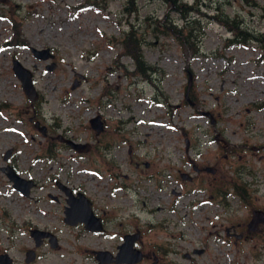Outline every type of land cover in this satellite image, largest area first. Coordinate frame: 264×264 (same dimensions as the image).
<instances>
[{
    "label": "rangeland",
    "instance_id": "obj_1",
    "mask_svg": "<svg viewBox=\"0 0 264 264\" xmlns=\"http://www.w3.org/2000/svg\"><path fill=\"white\" fill-rule=\"evenodd\" d=\"M180 2L183 14L164 0H0V167L7 154L39 183L27 200L0 171V251L17 264L30 241L24 224L47 219L41 185L59 166L61 178L83 184L98 208L113 210V223L121 220L110 232L140 231L147 245L176 246L180 254L166 256L172 264H264L260 240L235 242L226 231L264 207V0ZM182 28L188 46L179 42ZM131 31L144 74L123 54ZM31 48H49L53 58ZM13 58L32 72L38 100L25 96ZM33 110L53 141L63 135L91 149L58 148L47 161ZM97 117L99 131L89 123ZM235 187L249 190V205Z\"/></svg>",
    "mask_w": 264,
    "mask_h": 264
},
{
    "label": "flooded vegetation",
    "instance_id": "obj_2",
    "mask_svg": "<svg viewBox=\"0 0 264 264\" xmlns=\"http://www.w3.org/2000/svg\"><path fill=\"white\" fill-rule=\"evenodd\" d=\"M34 101L35 100L32 102ZM33 112L34 115L30 116L29 121H33L34 127L46 137L47 141L44 147V157L47 161L54 162V159L57 157L56 150L58 148L73 150L78 153L86 152L91 149L89 143H81L75 141L72 137L68 138L63 135H58L57 139L59 142L53 141L52 135L48 134L50 130L48 131V128L41 124L36 111L33 110ZM92 119L89 121L91 127H93L91 124ZM97 122L98 125L101 126V130L103 127L101 125L102 123H99V119H97ZM42 127H44V131L41 130ZM96 130L99 131L98 129ZM59 136L80 143L85 146V148L79 151L75 150L68 143L60 139ZM4 158L6 159L5 166H11L21 177L33 180V186L29 188L28 194H24L14 188L13 182L9 180L6 171L3 169L5 166L0 167V171L4 172L11 182L12 188L25 199L32 200L34 198L32 190L35 186H38L39 183L33 178L24 176V173L16 166L15 161H12L11 157V159H8L7 154ZM146 166H148V164H146ZM49 167L52 169L54 168L52 164H49ZM61 170L62 168L59 166L57 172L47 175L46 179L43 180V185H41V187L48 188L47 191H43L45 193L41 196L42 204L49 210L45 213L47 219L42 222L30 221L24 224L28 226L26 227V234L30 241L27 247L19 251L20 253H24V259L21 264H48L47 262H51L55 259L58 261H54L52 264H57L60 261L59 259L66 258L67 260L74 261L77 257L81 258L83 264H142L146 258L152 256L154 257L153 264H172L166 256L169 253L175 255L180 254L176 246L172 247L167 243L161 244L157 242L153 245L145 244L140 231L131 232L119 229L117 234L110 232L108 226L111 224L120 226L122 225L121 220L113 223V210L112 213L109 211L107 213L105 209L98 208L95 198L90 195L83 184L75 183V181L68 178V176H65L66 174H63L61 178ZM188 176L189 178L187 179L191 180L192 177L190 175ZM246 191L249 192V190L241 189L240 192H242V195L241 193L240 196L237 195L245 200V204L249 205L247 202L248 193H246ZM169 207L172 208V206ZM254 211H259L258 216L255 217ZM117 219H122V217H117ZM252 219H254V221H252ZM262 219H264V207L253 209L252 217L247 224L239 223L236 229L232 227L231 231H229L230 228L226 229V231L229 236L235 238V242L236 240L246 241L249 239H257L264 244V220ZM92 222L94 223L92 224ZM164 223L165 221H163L161 227ZM91 224L97 226V229L93 230L87 227V225L91 226ZM35 231L41 232V235L35 234ZM115 235L117 236L116 240L114 238ZM130 235L135 236L134 239H132V249L139 252L141 255L138 261L135 257L137 255L131 252L128 244L129 242L126 241L128 239L126 236ZM11 247L15 250V248L17 249V244L13 242ZM192 252L201 255L205 252V249L194 248ZM3 255L8 256L9 259L6 260H8L9 264H17L16 257L13 254L9 255L6 251H0V257ZM183 257L188 258L190 255L188 253H183ZM261 257L263 258L264 255ZM41 260L45 263H39ZM130 260L136 261L129 262ZM262 260L264 261V259Z\"/></svg>",
    "mask_w": 264,
    "mask_h": 264
},
{
    "label": "water",
    "instance_id": "obj_3",
    "mask_svg": "<svg viewBox=\"0 0 264 264\" xmlns=\"http://www.w3.org/2000/svg\"><path fill=\"white\" fill-rule=\"evenodd\" d=\"M31 51H32L33 55L38 59L45 60V59L53 58V54L50 52L49 48H44V49H40V50L35 49V48H31ZM53 67H54V64L51 65L50 69H52ZM12 70H13L14 74L16 75V77L19 79L20 84H21V88H22L25 96L31 101L36 100L38 98V92L34 86L32 72L29 69H27L26 67H24L19 62V60L15 59V58L12 59ZM191 84H192V77H191V74H189V80H188V85H187L186 94H185L186 98H188V92H189V88H190ZM76 85H77V81H75L73 87H75ZM201 113L205 114L207 116H210L209 112H201ZM97 119H98V117L93 118L91 120V124L93 127L100 130L101 126L98 125ZM211 122L214 123L213 118L211 119ZM41 130L44 131V127H42ZM59 138L62 139L63 141H65L66 143H68L75 150L79 151V150H81V149L83 150V148H85V146H83L82 144L76 143L71 139H65V138H62L61 136H59ZM3 169L6 171V174H7V177L9 178V180L13 182L14 188L23 192L24 194H28L29 188L31 186H33V183H34L33 180L21 177L11 166H5V167H3ZM206 170L209 172L215 171V169L213 167H206ZM181 176H182V178H186V179L189 178L188 174H181ZM258 214H259V211H254L255 217L258 216ZM254 219H252V221H254ZM262 220H264V219H262ZM93 223L94 222H92V224ZM92 224H91V226L87 225V227L90 229L96 230L97 226L92 225ZM33 234H34V231H33ZM35 234L41 235V232L35 231ZM44 234H47V233H44ZM51 237H52V235H51ZM134 237L135 236H133V235L126 236V238H128L126 241L129 242L128 244H129V247L131 249V252L134 253V255L135 254L137 255L135 257L137 258L136 260L138 261L141 258V255L139 252L134 251L132 249V239H134ZM6 259H9L7 255L1 256L0 257V264H9L8 260H6ZM136 260H130L129 262H134Z\"/></svg>",
    "mask_w": 264,
    "mask_h": 264
},
{
    "label": "trees",
    "instance_id": "obj_4",
    "mask_svg": "<svg viewBox=\"0 0 264 264\" xmlns=\"http://www.w3.org/2000/svg\"><path fill=\"white\" fill-rule=\"evenodd\" d=\"M131 2V0H129ZM134 1V0H133ZM166 2H169L170 5L172 6V8L174 7L175 10H177L178 12L182 13V11L180 10V8L182 7V3L180 2L181 0H164ZM177 4V5H176ZM185 6V5H184ZM187 11L190 10V7H186ZM136 10L133 8L131 9V12H135ZM183 14V13H182ZM19 22V21H18ZM16 23L15 20L12 19V24H13V41H14V45H18L20 42V23ZM178 32V36H179V42L182 45H189V34H184V29H179L177 30ZM122 46H123V54L130 56L133 60H134V64H135V71L133 72L135 73H142L144 74L146 72V70L148 69L146 62L144 60L143 54H142V46H141V41L139 40V38L137 37V35H135L132 31L128 34H126L125 37H123L122 41ZM195 45L191 46V51L194 50V53L197 52V49H194ZM193 52V51H192ZM236 189V194H238L240 196V193L242 195L241 189H238L237 187H235Z\"/></svg>",
    "mask_w": 264,
    "mask_h": 264
},
{
    "label": "bare ground",
    "instance_id": "obj_5",
    "mask_svg": "<svg viewBox=\"0 0 264 264\" xmlns=\"http://www.w3.org/2000/svg\"><path fill=\"white\" fill-rule=\"evenodd\" d=\"M130 119V118H129Z\"/></svg>",
    "mask_w": 264,
    "mask_h": 264
}]
</instances>
